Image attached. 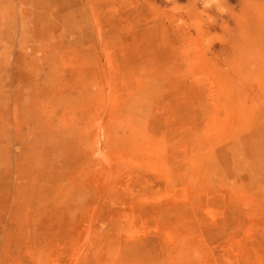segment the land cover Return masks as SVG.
<instances>
[{"label":"rangeland","instance_id":"1","mask_svg":"<svg viewBox=\"0 0 264 264\" xmlns=\"http://www.w3.org/2000/svg\"><path fill=\"white\" fill-rule=\"evenodd\" d=\"M0 264H264V0H0Z\"/></svg>","mask_w":264,"mask_h":264},{"label":"bare ground","instance_id":"2","mask_svg":"<svg viewBox=\"0 0 264 264\" xmlns=\"http://www.w3.org/2000/svg\"><path fill=\"white\" fill-rule=\"evenodd\" d=\"M209 1H211V0H207V2H209Z\"/></svg>","mask_w":264,"mask_h":264}]
</instances>
